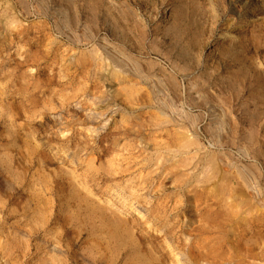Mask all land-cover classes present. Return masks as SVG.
<instances>
[{
	"label": "rangeland",
	"instance_id": "374dc122",
	"mask_svg": "<svg viewBox=\"0 0 264 264\" xmlns=\"http://www.w3.org/2000/svg\"><path fill=\"white\" fill-rule=\"evenodd\" d=\"M231 262L264 264V0H0V264Z\"/></svg>",
	"mask_w": 264,
	"mask_h": 264
},
{
	"label": "bare ground",
	"instance_id": "6f19581e",
	"mask_svg": "<svg viewBox=\"0 0 264 264\" xmlns=\"http://www.w3.org/2000/svg\"><path fill=\"white\" fill-rule=\"evenodd\" d=\"M63 123V122H62ZM79 136V135H78ZM70 137V136H69ZM73 137H77V136H75V135H73ZM72 138V137H71ZM68 140H70V138H68L67 139V141ZM74 140V139H73ZM80 141V140H79ZM78 141V142H79ZM76 142V141H75ZM58 150L60 151L61 149L60 148H58ZM59 151H58V153H59ZM212 228V230H214L215 232H218V233H222L223 232V229H224V227H222V226H220V225H218V224H215L214 226H212L211 227ZM202 233V232H201ZM219 236V235H218ZM229 236V235H228ZM227 241V240H226ZM219 244H222L221 242H218ZM229 251H231V250H229ZM194 254V256H196L199 260H201V261H204V262H207L208 263V261L209 260H213V261H215V259H217L218 257H216V254L213 252V251H211V250H209V248H207L206 246H204V247H201V248H199L196 252H194L193 253ZM228 255V254H227ZM229 261H233V260H231V257L228 259ZM216 262V261H215ZM222 262V261H221ZM196 263V262H195ZM209 263H210V261H209ZM232 263V262H231ZM238 263V262H237ZM232 264H234V263H232Z\"/></svg>",
	"mask_w": 264,
	"mask_h": 264
}]
</instances>
